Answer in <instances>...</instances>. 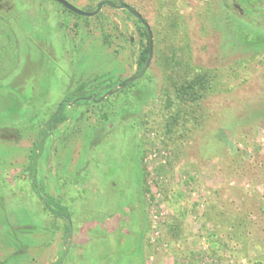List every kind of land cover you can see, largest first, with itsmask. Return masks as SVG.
<instances>
[{"label":"rangeland","instance_id":"1","mask_svg":"<svg viewBox=\"0 0 264 264\" xmlns=\"http://www.w3.org/2000/svg\"><path fill=\"white\" fill-rule=\"evenodd\" d=\"M122 1L150 26L149 67L78 103L66 96L81 81L118 87L138 73L143 23L110 6L84 16L0 0V264H264V2ZM173 49L217 73L203 126L201 108L175 97ZM61 103L33 174L31 149Z\"/></svg>","mask_w":264,"mask_h":264},{"label":"trees","instance_id":"2","mask_svg":"<svg viewBox=\"0 0 264 264\" xmlns=\"http://www.w3.org/2000/svg\"><path fill=\"white\" fill-rule=\"evenodd\" d=\"M95 7L96 6L92 8H88V9L91 11L95 9ZM64 9L66 11L72 12L66 7H64ZM127 12L130 15H132V13H130L129 11ZM143 27H144V31H142L141 34L145 36L148 40L147 29L145 26ZM173 53L174 54L171 57L173 64L176 66H182L181 62L183 60L177 59L178 57L177 49H173ZM148 55H149V42L147 41L146 45L143 44L142 49L138 56V61H137L138 73H141L142 69L145 67V63L148 58ZM172 61L169 62L170 65L172 64ZM182 67L184 68V71L181 75H179L178 77L174 75L173 76L170 75L169 77V80L171 84L173 85L175 97L178 103L180 104H182V102L187 103V104L191 103V104H195V107L199 106L201 108L202 121L199 122L198 124L203 126V124L205 123L204 121L208 119V113L204 111L203 102L207 98L209 93L212 92L216 87L215 85H216L217 73H215L214 70H210V69H200V70L196 69L195 70L193 67L190 66L189 62L187 64L185 63V66H182ZM105 76L106 75H102V76L99 75V76H96L95 79L81 81L76 86L75 90H73L72 92H68V95L66 97L68 99H74L78 103H80L82 100H84L85 97H88L89 95H93L94 96L93 98L100 99L107 90L114 89V88L116 89L117 87L116 83H109V81H107ZM134 82L135 81L128 83L127 84L128 87L131 86ZM119 91L124 92L125 88L120 89ZM108 99L109 97H107L105 101ZM169 106L171 107L172 105L169 103ZM64 107H65V104H62L59 110L56 111L52 115L51 119L47 122L48 129L45 128L39 131L36 143L32 149L31 156H30L31 157V161H30L31 170L34 171L37 166L38 159L42 155V152H43L44 141L47 139L48 135L50 134V131L53 130L60 122L64 120L65 118V115L63 114ZM180 111H183V109L179 108L177 112L171 114L170 120L166 124L168 128L167 130L168 132L172 131V128L174 124L176 123V120L179 117V114L182 113ZM9 130H11V133L14 136H18V137L20 136V134H18V130L16 129H9ZM106 131H107V128L102 127L100 129V133H99L100 135L98 136L97 140H100L101 137L103 138ZM34 187L36 188V185ZM43 203L45 207L49 209L52 213H54L56 216H63L65 218H68V217L70 218V215L67 211V207L61 205L59 202H57L53 198L51 197L45 198L43 199ZM51 205H54L55 208H53ZM66 231H67V234L71 232V226L69 224L66 225ZM138 252L139 254H141L140 251ZM138 252H137V255L135 254L137 258L140 257ZM117 264H124V262L123 263L119 262Z\"/></svg>","mask_w":264,"mask_h":264},{"label":"water","instance_id":"3","mask_svg":"<svg viewBox=\"0 0 264 264\" xmlns=\"http://www.w3.org/2000/svg\"><path fill=\"white\" fill-rule=\"evenodd\" d=\"M56 1L61 3L67 9L73 11L74 13H77L79 15H84V16H95V15H97L105 5H108L110 7L117 8V9H127L130 13H132V15H134L136 18H138L147 29L148 42H149V55H148V58H147L146 63H145V67L143 68L142 72L140 74L135 73V74L127 77L126 79H124L118 85L117 89L109 90L99 99V101H103L109 95H112L113 93L117 92L121 88L125 87L128 83L133 82V81L141 78L145 74V72L147 71L149 64L151 62L152 56H153V35H152V31L150 29L148 22L143 18V16L136 9H134L133 7H131L130 5L125 3L124 1H120L119 3H115L112 0H101L97 3L96 8L93 11H86V10H83L81 8H78L77 6H75L74 4H72L68 0H56ZM88 98L91 99L92 96H89Z\"/></svg>","mask_w":264,"mask_h":264},{"label":"flooded vegetation","instance_id":"4","mask_svg":"<svg viewBox=\"0 0 264 264\" xmlns=\"http://www.w3.org/2000/svg\"><path fill=\"white\" fill-rule=\"evenodd\" d=\"M120 1H122V0H120ZM120 1H118V2H115V3H119ZM261 2L263 3L264 2V0H261ZM126 3V2H125ZM61 4V3H60ZM128 4V3H127ZM97 5V4H96ZM95 5V6H96ZM129 5V4H128ZM105 6H108V5H105ZM96 8V7H95ZM135 9V8H134ZM94 10V9H93ZM93 10H91V11H93ZM124 10H127V9H124ZM128 11V10H127ZM73 12V11H72ZM77 14V13H76ZM141 14V13H140ZM142 15V14H141ZM138 19V18H137ZM143 70V69H142ZM142 72V71H141ZM135 74V73H134ZM137 74H140V73H137ZM136 81V80H135ZM118 88V87H117ZM116 88V89H117ZM110 90H115V89H110ZM109 91V90H108ZM107 91V92H108ZM89 96H92V98L91 99H94L95 101H99V99H96V98H93L94 96L93 95H89ZM88 96V97H89ZM103 96V95H102ZM88 97H85V98H88ZM89 99V98H88ZM62 104V103H61ZM61 104H60V106H59V108L61 107ZM59 110V109H58ZM15 129V128H14ZM17 130H18V128H17ZM17 137V136H16ZM31 152H32V149H31ZM31 156V155H30ZM41 157V156H40ZM39 157V158H40ZM30 159H31V157H30ZM39 160V159H38ZM31 161V160H30ZM37 167V166H36ZM36 169V168H35ZM31 171V173H34L35 172V170L33 171V170H30ZM35 190V189H34Z\"/></svg>","mask_w":264,"mask_h":264}]
</instances>
